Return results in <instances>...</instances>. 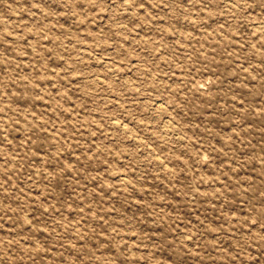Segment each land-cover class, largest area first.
I'll return each mask as SVG.
<instances>
[{
    "label": "rangeland",
    "instance_id": "obj_1",
    "mask_svg": "<svg viewBox=\"0 0 264 264\" xmlns=\"http://www.w3.org/2000/svg\"><path fill=\"white\" fill-rule=\"evenodd\" d=\"M0 264H264V0H0Z\"/></svg>",
    "mask_w": 264,
    "mask_h": 264
},
{
    "label": "bare ground",
    "instance_id": "obj_2",
    "mask_svg": "<svg viewBox=\"0 0 264 264\" xmlns=\"http://www.w3.org/2000/svg\"><path fill=\"white\" fill-rule=\"evenodd\" d=\"M168 124L166 123V125L165 126H167ZM168 127V126H167ZM170 129V128H169Z\"/></svg>",
    "mask_w": 264,
    "mask_h": 264
}]
</instances>
